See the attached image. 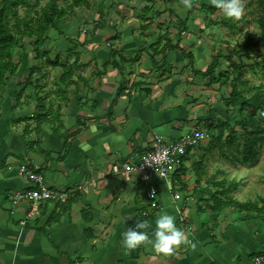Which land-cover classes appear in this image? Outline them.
<instances>
[{"label": "crops", "instance_id": "obj_1", "mask_svg": "<svg viewBox=\"0 0 264 264\" xmlns=\"http://www.w3.org/2000/svg\"><path fill=\"white\" fill-rule=\"evenodd\" d=\"M96 5L112 11L111 3ZM114 6L128 9V2ZM114 20L104 26L105 34L92 38L94 50L82 47L83 64L69 68L73 77L67 83L61 76L68 68L60 66V82L54 98L46 96L47 104L28 101L35 88L18 85L25 65L0 90V264H250L264 254V215L217 206L215 192L225 180L219 177L224 168L216 165L225 166L218 157L223 151L210 148L213 138L188 149L181 167L168 180H158L160 208L138 220L147 206L145 185L125 166L152 147L154 133L174 140L204 126L200 102L206 86L197 83L203 77L193 73L180 51L155 54L163 44L156 42L154 19ZM182 48L196 62L202 59L196 49ZM58 123L61 136L77 132L64 158V138L54 132ZM25 161L39 167L47 185L66 193V200L36 203L32 215V202L11 201V194L31 188L18 173ZM164 212L176 217L187 243L171 254L157 253L150 241L125 248L123 232L140 222L154 240L155 221Z\"/></svg>", "mask_w": 264, "mask_h": 264}, {"label": "rangeland", "instance_id": "obj_2", "mask_svg": "<svg viewBox=\"0 0 264 264\" xmlns=\"http://www.w3.org/2000/svg\"><path fill=\"white\" fill-rule=\"evenodd\" d=\"M102 1L111 3L112 11L99 10L96 5L98 0H88V4L81 3L78 5H75L73 0H59V4L65 7L67 13L63 18L56 21L47 33V38L40 45L42 52H46L52 59L59 56L60 62L72 67L82 65L83 63H79V60L80 55L85 51L84 49L89 47L93 49V44L90 43L92 38L96 37L97 34H105L104 26L112 24L111 21L114 18L118 22L128 20L129 23H132L133 21L130 20H133V18L143 19L144 17L146 21L154 19L152 23L155 26L153 28L156 29L158 36L156 42L160 38L161 44H164L166 38H171L176 42L179 41L180 46L188 47L187 50L196 49L195 51L199 56L202 54V59L195 62L196 69H205L212 61L218 59L216 72H230L228 70L230 68L229 63L223 57L230 54L234 61L244 64L243 79L249 81L250 84L260 85L264 89V45L261 42V28L257 22L260 0H244L245 13L239 19L226 17L221 9L211 14L202 8V4L207 2L205 0H190L191 7L185 6V0ZM48 2L49 0H40L38 9L47 5ZM127 2L128 9L121 7L118 10L114 6V4ZM144 5L150 9L142 10ZM154 9L160 11L161 15L154 17L152 15ZM19 13L23 16L25 8H20ZM185 19L191 27L179 37V30L182 27L181 22ZM152 23L143 26L152 25ZM97 28L100 29L99 33L96 32ZM146 30H148L147 27ZM116 33L120 34V32ZM116 33L113 32L112 34ZM143 34L146 37L148 36L145 33ZM34 40V38L25 37L18 42L16 61L19 67L25 65L28 68L27 73L21 77L20 81L23 86L32 85L35 88L30 97L26 96L28 101L32 99L47 104L46 96L52 98L55 96L56 85L60 82L61 67L43 66L44 56H37L32 46ZM249 42L258 43V46L247 55L244 50ZM231 79L232 77H229L227 80L221 79L218 83L210 84L209 79L200 78L197 82L206 86V93H203L204 97L200 104L205 110V118L202 119L204 120L202 123L213 131L210 140L219 132L218 127L214 125L215 122H218L219 125L225 123V127L231 126L239 135H243L242 120L245 115L251 114L249 108L245 111L241 110L240 106L244 99L240 98L237 104L229 103L232 90ZM44 84L46 85V91L42 90ZM242 87L243 85L239 84V90ZM3 91H0V99ZM209 123L210 126H214L209 127ZM228 133L229 129L226 130V134ZM233 152L236 156L241 155L236 148L233 149ZM218 154L225 166L216 165L218 168H224L223 174L219 177L224 178L226 187L237 185L236 189L231 190L233 197L244 201H257L261 195H264V144L260 146L256 160L251 163H240L231 157L229 151H225V154H228L227 156L231 157V160L227 159V156L223 153Z\"/></svg>", "mask_w": 264, "mask_h": 264}, {"label": "trees", "instance_id": "obj_3", "mask_svg": "<svg viewBox=\"0 0 264 264\" xmlns=\"http://www.w3.org/2000/svg\"><path fill=\"white\" fill-rule=\"evenodd\" d=\"M88 0H73L75 5L81 3H87ZM206 3L202 4V8L211 14L216 13L219 8L215 6L214 0H205ZM40 5V0H0V90L4 89L9 82L10 78L15 76L19 64L16 61L17 56V45L19 40L29 37L34 38L33 48L37 53V56H44L43 66H52L62 68H68L64 71L61 76V82L67 83L69 79L73 77V71L69 69L71 66L65 63L60 62V57L52 59L46 52H42L40 45L47 38V33L54 26L55 22L60 20L66 15V9L64 6L59 4V0H49L48 4L38 9ZM24 7L25 14L20 15L19 9ZM147 9V8H146ZM161 15V12L155 10L153 13L154 17ZM257 22L261 28L262 40L261 42L264 45V0H260V11L257 17ZM181 29L179 30V37L183 32L190 29V23L187 19L181 22ZM159 44L161 45V39H158ZM173 39L166 38L165 44L161 45V50L155 54L166 53V50H178L181 54L188 58L190 67L195 75H200L203 78H208L210 84L218 83L221 79H231L232 90L230 92L229 103L237 104L240 98L244 99L241 103V110L245 111L248 108L251 109L250 115H245V118L242 120L241 127L244 132L243 135H239L234 128L231 126L225 127V123L218 126L219 132L216 136L213 137L210 142V148L221 149L223 153L229 151V154L232 155V158L236 159L240 163H251L258 157L259 148L264 144V89L260 85L250 84L249 81L244 80V64L242 62L237 63L234 61L230 54L224 55L223 57L228 61L230 72H216L218 69V59L212 61L205 69H196L195 68V56L192 52H186L180 46V42L173 44ZM258 43L249 42L245 46L244 53L249 55L256 47ZM160 47V46H159ZM112 58L115 59V52H112ZM142 54V51L139 50L137 54L131 59V61H136L139 56ZM21 59V58H20ZM264 61V56H263ZM115 67H119L117 60H112L111 63ZM253 68V66H251ZM32 72V70H31ZM232 74V75H231ZM30 81L28 80V83ZM22 82L19 81L18 85H21ZM239 84H242L243 87L239 90ZM17 94V100H19L21 93ZM213 124V123H212ZM225 124V125H224ZM209 127H213L214 125ZM208 128V126H206ZM62 129L61 123H58L54 127V132L58 134L59 137L64 138V154L62 158L65 157L68 150V141L69 139L77 134L74 132L72 134H66L61 136L59 130ZM211 130L210 128H208ZM229 129V133L226 134V130ZM213 132V131H212ZM213 136V135H212ZM236 148L240 151V156H236L233 152V149ZM228 155V154H227ZM228 157V156H227ZM237 185L234 184L232 187L224 186V183H221V188H218L215 192L217 195L218 203L217 206L223 208L226 205H231L240 211L256 212L264 215V195L261 196L257 201H240L234 198L231 195V190L236 189ZM223 198V199H222ZM75 201V200H74ZM73 200L67 201L66 207L63 211L69 210L71 208ZM143 215L138 218L142 221L144 218L151 217L154 213ZM59 218V214L54 215L51 219L55 221Z\"/></svg>", "mask_w": 264, "mask_h": 264}, {"label": "built area", "instance_id": "obj_4", "mask_svg": "<svg viewBox=\"0 0 264 264\" xmlns=\"http://www.w3.org/2000/svg\"><path fill=\"white\" fill-rule=\"evenodd\" d=\"M212 135V130L205 126L194 127L174 140H167L161 133H154L152 147L144 152L135 164L125 166L127 171L134 172L145 185L147 206L144 215L160 208L158 180H168L181 167L188 149L200 146ZM18 173L31 183V188L11 194L9 198L15 204L32 202L29 215L38 212L36 203L66 200L67 194L48 186L44 173L31 162H23L18 168ZM173 197L177 200L179 194L176 192ZM181 220L184 221L185 218L182 216ZM25 222L26 220H23L22 224ZM250 264H264V254L255 255Z\"/></svg>", "mask_w": 264, "mask_h": 264}, {"label": "clouds", "instance_id": "obj_5", "mask_svg": "<svg viewBox=\"0 0 264 264\" xmlns=\"http://www.w3.org/2000/svg\"><path fill=\"white\" fill-rule=\"evenodd\" d=\"M216 7L222 10L228 18L239 19L245 13L244 0H214ZM185 6L191 7L190 0H185ZM176 217L167 212L161 213L155 223V239L151 240L142 229L145 223H137L135 228L129 227L123 232L122 244L131 250L145 241H150L157 253L171 254L183 243H187L184 231L176 224Z\"/></svg>", "mask_w": 264, "mask_h": 264}]
</instances>
